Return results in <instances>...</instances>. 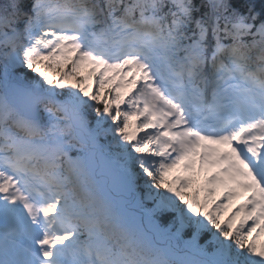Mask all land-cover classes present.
<instances>
[{"label":"snow or ice","instance_id":"snow-or-ice-1","mask_svg":"<svg viewBox=\"0 0 264 264\" xmlns=\"http://www.w3.org/2000/svg\"><path fill=\"white\" fill-rule=\"evenodd\" d=\"M0 264H264V0H0Z\"/></svg>","mask_w":264,"mask_h":264}]
</instances>
